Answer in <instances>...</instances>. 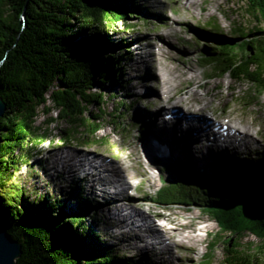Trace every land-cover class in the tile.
I'll list each match as a JSON object with an SVG mask.
<instances>
[{"label":"trees","instance_id":"1","mask_svg":"<svg viewBox=\"0 0 264 264\" xmlns=\"http://www.w3.org/2000/svg\"><path fill=\"white\" fill-rule=\"evenodd\" d=\"M245 1L246 10L260 17V25L236 26L229 35L212 32L217 44L202 46L201 61L212 68V78L229 76L235 83H250L248 96L244 94L254 98L264 94V0ZM136 2L0 0V95L6 105L0 118V225L21 244L15 264H126L99 246L85 222L92 207L87 199L79 196L77 201L88 211L72 217L62 209L52 220L40 207L24 219L19 202L24 192L12 188L10 181L21 163L19 159L16 166V150L28 142L38 151L48 135L34 126L40 110L57 111V120L66 124L64 142L68 136L94 139L106 115L118 119L130 111L132 103L123 102L113 113L105 112V87L124 74L127 59V50L106 44L105 35L120 22L132 27L127 21L138 13ZM184 170L162 182L154 198L166 207L200 204L217 222L219 229L200 264H213L211 250L222 242L223 257L217 264H264V186L251 187L228 202L230 192H241L236 177L213 189L206 176ZM251 235L260 243L245 241Z\"/></svg>","mask_w":264,"mask_h":264},{"label":"rangeland","instance_id":"2","mask_svg":"<svg viewBox=\"0 0 264 264\" xmlns=\"http://www.w3.org/2000/svg\"><path fill=\"white\" fill-rule=\"evenodd\" d=\"M136 4H138V13L127 21L132 27L120 22L105 35L106 44H119L121 48L119 50H127V59L123 63L124 74L118 81L108 83L105 87L107 94L104 104L105 112L113 113V110L123 102L132 103L133 106L129 107L130 111L124 110V114L118 119L106 115L103 128L94 139L74 137L75 140H69L68 136L67 141L64 142L62 137L66 138L63 133L66 124L57 120V111L43 113L40 110L34 126L41 128L39 134H43L45 130L48 135L37 147L40 152L37 156L33 151L35 145L30 147L28 142L27 145H23L16 157V166L18 167L19 159L29 164L23 166L21 171L13 172L10 184L20 193L24 192L23 198L19 200L24 209L22 214L24 219L36 214L40 207L45 208L46 214L52 220L55 219L56 214H61L62 209H66L67 215L72 217L81 210L88 211L84 207L80 209L77 201L79 196L87 199L92 204L88 211L89 215L85 217L90 231L97 235L99 246L103 250L120 256L126 264H200L204 254L209 251L208 243L211 235L219 229L217 222L200 204L166 207L156 203L155 189L161 187L165 180L172 181L182 175L186 171L185 168L192 169L195 173L213 181V189L220 182L236 177L239 184L238 190L241 192H230L227 195L228 202L248 192L251 187L264 186V94L247 98V92L252 88L250 83H235L229 76L212 78V75H209L212 68L204 67L201 61L202 46L217 44V39L211 34L212 32L229 35L236 26L250 28L260 25V17L246 10L245 0H138ZM160 34L166 36L162 42ZM160 62H165L170 70H173L172 74L177 76L173 92L179 103L172 98L161 107L164 96L159 94L161 98L157 97L161 82H158V74L154 71L155 68L160 70ZM187 102H193L194 107H201L198 112L203 115H215L214 118L220 122L228 119L231 123L239 122V125L258 130L256 136L258 142L254 143V151L251 154L235 153V156L234 153H225V156L232 157L228 156L226 162H218L216 166L214 163L219 156H212L209 159L205 157L208 163L211 162L206 165V169L202 168L205 167L202 166L205 162L191 165L172 152V156L167 155L171 158L158 156L157 153H160L159 150L163 144L152 141L151 134L158 132L156 137L159 136L160 141H165L162 133L168 131L156 130L152 121L155 111L158 107L163 108L164 113L160 114L163 117L170 107L186 109L189 105ZM93 110L96 113L97 106H94ZM176 138L183 140L185 144L192 143L188 138H182L181 134L176 135ZM146 144L151 149L153 147L154 152L150 156L143 152ZM61 145L71 149L76 147L80 152H89L94 159L104 156L106 161H110L109 164L112 167H115L114 164L118 162V159H124L125 164L135 163L136 168L138 167L136 171L133 167H129L126 172L131 175V181H129L131 186L127 185L125 188L126 204L132 202L137 210L150 211L157 221L168 224V227L178 228L177 235L179 231H182L183 235L186 234L191 238V242L185 239L182 245L174 246L173 251L176 257L174 258L173 254L170 256L173 260L165 259L168 255L166 252L163 257L158 253L146 256L140 247L131 243L133 241L128 237L131 230L119 227L120 217L115 218L112 212L107 216L109 211H115V209L113 206L109 209L101 206L103 198L98 192H92L90 189L92 183L96 184L92 182L95 180L90 175L86 177L88 180H85L81 173L74 175L67 172V169L61 171L59 164L52 163L54 152ZM131 149L134 150L131 160L123 158ZM214 152L222 154L224 151L215 148ZM199 154L194 156L195 160L202 161L204 157L202 153ZM30 156L32 159L28 162ZM149 158H155L158 164L156 167L161 174L154 168L149 171L145 161ZM254 171H258L259 174ZM250 174L253 176L251 180L248 178ZM116 178L123 179L118 174ZM58 203H63V207L58 206ZM179 224L180 227H178ZM120 229L128 231L126 234H119ZM247 240L260 243V240L252 235L245 241ZM223 248L222 242L211 250L214 256L213 264H217L222 259Z\"/></svg>","mask_w":264,"mask_h":264},{"label":"bare ground","instance_id":"3","mask_svg":"<svg viewBox=\"0 0 264 264\" xmlns=\"http://www.w3.org/2000/svg\"><path fill=\"white\" fill-rule=\"evenodd\" d=\"M159 37L161 39V42L166 39V38H164V37H166V36H164V34H160ZM160 54H161V52H160ZM159 68H160V70L155 68L154 71H156V73L158 74L157 75L158 76V82H161V89H160V91H157L158 92L157 97L161 98V95H159V94H162L164 96L162 98V101L163 100L164 101L161 103V107H162L163 104L168 102L170 99H172V98L176 99V97H177L176 94L173 92V89L175 86L174 84L176 83V82L174 83V81L176 80L177 76L172 74L173 70L171 71L170 68L167 66V64H165V62H163V63L160 62ZM180 76H181V74H180ZM194 78L196 81V76ZM198 79H199V77H198ZM176 93L178 94L177 91H176ZM190 93L192 94V92H190ZM199 98H200V96H199ZM177 102L179 103L178 100H177ZM188 104L189 105L186 107L185 112H184L185 113L184 117L187 116L186 113H193L194 114L191 116L193 119L186 117V121L189 123L188 129L187 128L183 129L178 124L173 125L174 123L172 121H165V122L169 123V128H167L168 130L167 129L166 130L159 129L156 127V124L154 121L155 118H154L153 124L155 125L156 130L161 131V132L162 131H168V132L162 133V137H164L166 139V140L164 139L166 142L160 141L158 138L159 136L156 137V133H158V132H156L155 134H151V140L157 141L158 143L162 142L164 144V146L167 147L166 152H168V155L172 156L173 155L172 153L178 154L182 159L187 160L191 165L199 164L200 162H205L202 165V166H205V167H202L204 169H206V165L211 164V162L208 163L207 159L211 158L212 156H219L218 159L214 163L215 166L218 165V162L225 161L228 156L232 157L231 155L225 156L224 154L226 152H222V154L215 153L214 152L215 147L209 146L206 143V138H205L207 135L206 128H208L209 125L205 124L206 123L205 117L203 115H195V113L198 112V110H200L201 107L200 108L194 107L193 102H189ZM192 107H193V109H192ZM159 110L160 109L158 108L157 112L155 113V116L159 115ZM224 123H228V122H223L222 124H224ZM230 127L234 128L236 131L239 132L238 135H235L234 139H238L239 135L244 136L243 139H244V145L246 148L245 152L247 154H251L255 149L254 143L257 141L256 136L258 134V130L250 129V127H248L246 125H239V122H234V123L230 124ZM209 130H211V129H209ZM178 134H181L182 138L183 137L186 139L188 138L192 143L191 144H185L183 142V140H179L178 138H176V135H178ZM157 135H159V134H157ZM225 148H226V150H229L227 147H225ZM74 149L66 148V149L59 150V152H54L55 154H54V157L52 159V163H54L55 165L59 164L60 167L62 168L61 171H64V169H67V172H70L74 175H78L79 173H81L83 179H85V180H88V178H86V177L88 175H90L93 178V180L96 181V182L92 181L96 184L92 183L90 185V189L92 190V192L93 191L98 192L99 196H101L103 198V201L100 203L101 206H103V208L106 207V209H109L110 206H113L115 209V211H109L107 216L110 215L109 213L112 212V213H114L115 218L118 219V217H120L121 221H119V223L117 222L119 227L120 228L126 227L128 230H131V232H130L131 234L128 235V237L130 239H132V241H133L131 243L136 247H140L144 251L146 256H151V253H158L163 257L164 252H166V253H168V255L165 259L173 260L172 258H170V256L173 254L172 256H174V258L176 257V254L173 251V248H175L174 246H177L178 244L182 245L181 243L185 239H187V241L189 240L191 242V238L188 237L186 234H185L186 236L183 235L184 233L182 234V231L181 232L179 231V233L177 235L178 228H175L174 226L168 227L167 226L168 224L166 225V223H161V222L157 221L153 217L154 215H151L150 211H148V210L146 211L145 209L137 210L135 207H133L132 202L130 204H126L125 197H124L125 196V188L127 185H130L129 181H131V175L126 174V172H127V169L129 167H133V169L136 171V169L138 167L136 168L135 163L125 164L124 159H118V162L116 163V169H115L105 160V158L100 157V158L94 159L92 157V155H90L89 152H86V151L80 152V151H78V148H76V147H74ZM143 150H144L143 151L144 154H148L147 152H149V156L153 153V151L149 148V146L147 144H146V147L143 148ZM133 153H134V150L131 149L129 152L125 153V156L123 158L131 160V156L133 155ZM199 153H202V157H204V159L202 161L195 160L194 156H198ZM228 153H235V151L231 150ZM205 157H207V159ZM145 161L147 163V166H149V171L151 168L158 165L155 162V158L154 159L149 158V160L145 159ZM155 168H157V170L159 171V174H161V171L159 170V168L158 167H155ZM254 172L258 173V171H254ZM150 173L152 174V172H150ZM117 174L122 176L123 179L121 180V179L116 178ZM134 175H136V174H134ZM144 176H146V175H144ZM248 178L251 180L253 178V176L250 174L248 176ZM120 181H122L121 184H120ZM134 189H136V188H134ZM155 190L159 191L160 188H157ZM95 196H97V195L95 194ZM155 212H157V211H155ZM118 225H117V227H118ZM178 227H180V224ZM183 227H185V226H183ZM127 231L120 229L119 234H123V233L126 234ZM191 234H189V235H191ZM117 240H118V238H117Z\"/></svg>","mask_w":264,"mask_h":264},{"label":"water","instance_id":"4","mask_svg":"<svg viewBox=\"0 0 264 264\" xmlns=\"http://www.w3.org/2000/svg\"><path fill=\"white\" fill-rule=\"evenodd\" d=\"M5 109L6 105L0 95V118L4 115ZM20 255L21 244L12 237L5 226L0 225V264H15Z\"/></svg>","mask_w":264,"mask_h":264}]
</instances>
